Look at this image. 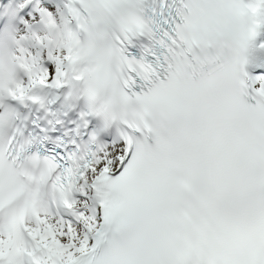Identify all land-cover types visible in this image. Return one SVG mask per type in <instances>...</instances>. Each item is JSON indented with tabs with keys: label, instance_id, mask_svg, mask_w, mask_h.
I'll use <instances>...</instances> for the list:
<instances>
[{
	"label": "snow or ice",
	"instance_id": "obj_1",
	"mask_svg": "<svg viewBox=\"0 0 264 264\" xmlns=\"http://www.w3.org/2000/svg\"><path fill=\"white\" fill-rule=\"evenodd\" d=\"M0 264H264V0H0Z\"/></svg>",
	"mask_w": 264,
	"mask_h": 264
},
{
	"label": "clouds",
	"instance_id": "obj_2",
	"mask_svg": "<svg viewBox=\"0 0 264 264\" xmlns=\"http://www.w3.org/2000/svg\"><path fill=\"white\" fill-rule=\"evenodd\" d=\"M6 132H7V129H5V130H4V133H3L5 136H6Z\"/></svg>",
	"mask_w": 264,
	"mask_h": 264
}]
</instances>
